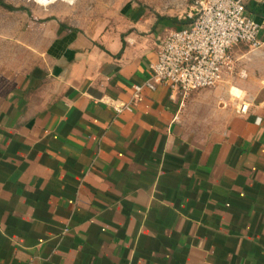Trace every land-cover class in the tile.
<instances>
[{
	"label": "crops",
	"instance_id": "1",
	"mask_svg": "<svg viewBox=\"0 0 264 264\" xmlns=\"http://www.w3.org/2000/svg\"><path fill=\"white\" fill-rule=\"evenodd\" d=\"M69 4L0 25V264H264V0L261 45L184 100L133 97L169 16Z\"/></svg>",
	"mask_w": 264,
	"mask_h": 264
},
{
	"label": "built area",
	"instance_id": "2",
	"mask_svg": "<svg viewBox=\"0 0 264 264\" xmlns=\"http://www.w3.org/2000/svg\"><path fill=\"white\" fill-rule=\"evenodd\" d=\"M250 0H194L191 23L172 29L158 39L156 59L141 84L132 85L139 100L143 89L165 86L174 98L184 100L194 90L210 88L231 71L229 50L238 44L258 48L261 24L246 12ZM131 104L115 106L117 112L131 110ZM246 110V105L241 111Z\"/></svg>",
	"mask_w": 264,
	"mask_h": 264
},
{
	"label": "rangeland",
	"instance_id": "3",
	"mask_svg": "<svg viewBox=\"0 0 264 264\" xmlns=\"http://www.w3.org/2000/svg\"><path fill=\"white\" fill-rule=\"evenodd\" d=\"M6 4L11 5L15 10H8L0 5V25H9L10 21L14 20L17 24L23 23L24 7L29 11L44 10L50 6H59L61 9L69 8L72 1L69 0H3ZM153 14L164 15L169 17H177L179 19H187L193 16V1L194 0H136ZM10 11V12H7ZM11 13L10 16H8ZM170 29H174L171 27ZM235 47V46H234ZM233 47L229 50L230 59H232L231 52ZM233 62V61H232ZM233 69V68H232ZM232 71V70H231ZM235 71H232L234 73Z\"/></svg>",
	"mask_w": 264,
	"mask_h": 264
},
{
	"label": "trees",
	"instance_id": "4",
	"mask_svg": "<svg viewBox=\"0 0 264 264\" xmlns=\"http://www.w3.org/2000/svg\"><path fill=\"white\" fill-rule=\"evenodd\" d=\"M0 5L5 7L8 10H15V8L13 6L6 4L3 0H0ZM160 18H163V17H160ZM164 19L167 21H171V23L176 26L175 27L176 29L186 27L192 21L191 18H187L185 20L184 19L182 20V19H178L177 17H172V18L166 17Z\"/></svg>",
	"mask_w": 264,
	"mask_h": 264
},
{
	"label": "bare ground",
	"instance_id": "5",
	"mask_svg": "<svg viewBox=\"0 0 264 264\" xmlns=\"http://www.w3.org/2000/svg\"><path fill=\"white\" fill-rule=\"evenodd\" d=\"M66 1V0H65ZM69 1H72V0H69Z\"/></svg>",
	"mask_w": 264,
	"mask_h": 264
}]
</instances>
